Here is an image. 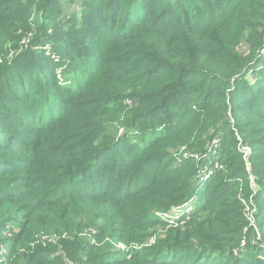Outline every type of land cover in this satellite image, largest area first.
Returning <instances> with one entry per match:
<instances>
[{
  "label": "trees",
  "instance_id": "1",
  "mask_svg": "<svg viewBox=\"0 0 264 264\" xmlns=\"http://www.w3.org/2000/svg\"><path fill=\"white\" fill-rule=\"evenodd\" d=\"M70 1L80 9L0 0V54L20 49L0 64V205H25L0 253L67 233L76 264H264L261 244L244 242L254 229L243 233L237 197L240 183L251 193L252 175L264 226V0ZM31 25L24 47L18 30ZM79 67L88 77L64 85ZM217 137L222 167L200 183ZM239 144L250 147V171ZM182 145L188 156L173 157ZM193 199L180 219L161 217ZM95 225L93 238L80 235ZM43 250L3 264H62L56 244Z\"/></svg>",
  "mask_w": 264,
  "mask_h": 264
},
{
  "label": "rangeland",
  "instance_id": "2",
  "mask_svg": "<svg viewBox=\"0 0 264 264\" xmlns=\"http://www.w3.org/2000/svg\"><path fill=\"white\" fill-rule=\"evenodd\" d=\"M60 2L62 4V8L67 9V11L71 12V11H76V10L80 9L79 3H74V2H71L70 0H59V3ZM34 11H35V8L33 9L32 13H31L30 19H33L36 15V13ZM67 11H63L64 13L61 16H58V18H61L60 19L61 25L62 24L65 25L69 22V19L66 16V14L69 13ZM32 28H35L34 25H31L30 26L31 30L26 31V33L24 30H20V29L18 30V35H19V37H21L20 43L24 47L28 46L31 43L30 42L31 40H29V38H31L33 36ZM8 45H9L7 48L8 51L2 52L0 54V64H2L4 62L2 57L6 53H8L6 56L9 58V60H11L20 52V49H18L19 50L18 53L14 52L13 50L9 49V47H11V45L10 44H8ZM41 47L42 46H39L37 48H41ZM246 49H247V47L243 46L241 50L245 51ZM44 50H45L46 54H50L53 59H55V60L57 59L58 55L51 52V45L50 44L46 43L44 45ZM263 67H264V54L261 56L259 65L256 68L258 70V69L263 68ZM87 69H88L87 67H79V68H77L76 71L71 70L72 72L70 74V78H68L69 80L64 79L62 76V73L60 72L61 70H59L57 68H56V74L58 76H62L61 82L64 85H68V84H70L69 82L71 80V77L74 74H76L77 72H78V75H80V77L87 78L88 77ZM247 78L249 79V81L251 83H253L256 80V77H255L253 71L248 74ZM72 83L73 82L71 81V84ZM122 103L125 106L130 105L129 104L130 100L124 99V100H122ZM177 104L179 105L180 108H184L185 106H183V105L189 104V102L179 101ZM190 108L195 109L196 105L193 103H190ZM119 126H120V124H119ZM184 141L187 143L185 145L192 143L191 136L187 135L185 137ZM185 145L178 146V148L172 149L171 152L173 153L172 154L173 157L178 158V159H180L182 157H184V158L187 157L189 150H188V147ZM239 147L243 153V157H244L245 162H246L247 170L250 171V162H248V160H247V156L250 153V147H247V146L241 147L240 144H239ZM219 148H220V138L217 137L212 142V146L210 147L211 152L208 156V158L211 160V163H209V164H211L212 167L209 165V166H204L203 168H201V166H199V168H198L199 170H198L197 178L199 179L200 183H204L205 181H207L214 174L215 170L221 169L222 165L218 161H215L216 154H217V151L219 150ZM248 180H249L248 185H249V188L251 190L250 191L251 193L249 195H247V193L243 189V186H242L243 183H240L239 191L237 194L238 200L242 206V211L245 214L246 221L248 223L244 227L243 233L244 234L247 233L249 226L253 227V229H254L253 234H250L249 236L245 235L244 242H246V244L250 243V244H252V246H254L256 244H261L260 247L264 248V226H261L259 221H258L257 215L259 212L257 209V202L253 198L254 195L259 191L260 187L258 185H256V183L254 181V177L252 175L248 176ZM20 206H25V205H24V203H18L16 207H12L11 210L8 211V210H6L5 206L0 205V225L5 224V226L3 228H0V235L2 234V231H4V229H8L11 231L18 232L20 221L22 220V215H23V213H25L22 210L23 207L19 208ZM195 206H196V201L193 199V200L189 201L188 203H185V204H183L177 208H174L172 211H169V213H167V214H163V215L160 214V215L163 219H166V220H170V221L177 220V219H180L182 216L186 215L187 213H189L190 211L194 210ZM18 215H19V218H17V220L14 221L15 216H18ZM95 230H97V225L87 227L84 230V232L80 235H82L83 237L93 238L92 234H93V231H95ZM156 230H157V233L162 232L161 228H159V227L156 228ZM6 234L8 235V233H6ZM155 237H152V241L154 240ZM61 238L63 240H66V239L72 238V236H68L67 233H62L61 235H59V234H47V235H45L44 233L33 234L30 236L29 240H27L26 242L21 244L19 247L17 246V251L12 252V253H8V251L4 250L2 253H0V264H3L5 262V260L8 258L12 259V256H15V258L17 256H20L22 258L24 255L28 256L31 254H35L36 252H38L40 250L45 251L43 249L46 248V242L47 241L53 242L54 244L57 245V250L55 252H53V254H51V255H54L53 257H55V256L61 257L62 258V261H61L62 264H67L68 261L74 263L75 262L74 259H70L66 255V251L63 249L64 246L61 243V241H62ZM59 242H60V244H59ZM6 245H9V244L5 241L0 240V248L1 249H5V247H7ZM115 246L118 248L120 247L123 250L127 249L126 246H124V244L121 242H117L114 245V247ZM136 247L139 248V246H133V245L129 248L131 249V248H136ZM235 250L236 249H234V251Z\"/></svg>",
  "mask_w": 264,
  "mask_h": 264
},
{
  "label": "built area",
  "instance_id": "3",
  "mask_svg": "<svg viewBox=\"0 0 264 264\" xmlns=\"http://www.w3.org/2000/svg\"><path fill=\"white\" fill-rule=\"evenodd\" d=\"M30 39V38H29ZM16 52V51H15ZM242 244L244 245V242H242ZM67 264H76L75 262L74 263H72V262H70V261H68V263Z\"/></svg>",
  "mask_w": 264,
  "mask_h": 264
}]
</instances>
